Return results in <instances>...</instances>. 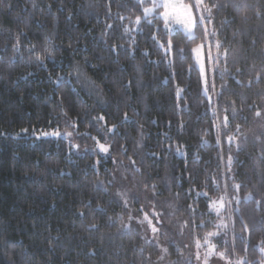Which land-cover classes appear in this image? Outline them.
Masks as SVG:
<instances>
[{
  "label": "trees",
  "instance_id": "obj_1",
  "mask_svg": "<svg viewBox=\"0 0 264 264\" xmlns=\"http://www.w3.org/2000/svg\"><path fill=\"white\" fill-rule=\"evenodd\" d=\"M152 6L0 0V264H264V0H203L195 39Z\"/></svg>",
  "mask_w": 264,
  "mask_h": 264
},
{
  "label": "snow or ice",
  "instance_id": "obj_2",
  "mask_svg": "<svg viewBox=\"0 0 264 264\" xmlns=\"http://www.w3.org/2000/svg\"><path fill=\"white\" fill-rule=\"evenodd\" d=\"M137 2L142 4L143 0H137ZM202 5H203V0H195V4H193V5L183 4L181 2V0H163L162 4H158L155 2V0H153V6L151 8H147V7L144 8V13L147 15V14H150L155 8L163 7L165 11L163 13H161V15L164 16L166 24L169 20H174V21L182 24L185 27V29L188 31L190 38L195 39V37L192 35V29L196 26L197 19L195 17H193V15H192V8L195 7L197 9H200L202 7ZM203 11L207 12V16L201 14L198 18V22L202 26L204 36L207 37L209 35V33H208V28L205 24V21H207V23H209V24L212 22L211 9L205 7L203 9ZM136 23L137 24L140 23V17L136 18ZM109 27H112V26L109 25ZM125 31H127V29H125ZM211 34L214 36L216 33H215V31H213ZM18 46H19V40H17V44L14 47H16L18 50ZM34 47L35 46H33V48ZM160 47L165 49V54H168L172 51V48H173L172 41L168 40L166 47L164 44H161ZM216 48H217V50H219V48H220V42L219 41H217V43H216ZM204 50H205V43H203V42L198 44L195 48L192 49V51L197 54V59L200 62L201 76L204 78V91L207 94L209 87L214 88V78H213L212 83L210 85L209 78L205 73L204 64H203V61L201 59L203 54H204ZM180 51H183V49H180ZM44 52H45V54H47V57L49 59L52 58V54H51L49 49L45 48ZM226 54L227 53L225 52V56H226ZM207 55H208L209 60L214 59L212 57V54H211L210 46L208 48ZM36 61L41 65L44 64V59L41 56H36ZM213 71H215V70L213 69ZM237 71H239V69ZM257 79H259V76L257 77ZM179 91L180 90H178V96H179ZM211 100H212V98L209 96L208 97L209 103H211ZM213 115H216L215 111H213ZM256 115L260 116L261 113L259 111H257ZM98 119L104 120L105 117L103 115H101L100 117H98ZM124 119L125 120L128 119L127 114H125ZM223 123H224L225 127L228 126V116L227 115H225L223 117ZM109 131H111V129H109ZM59 134H60L59 132L53 133V135H59ZM43 135L47 136L49 134L43 133ZM68 135H70V133ZM233 139H234L233 137L229 136L228 137L229 143H231ZM98 147L100 148L101 152H108V148L105 147L104 144L98 143ZM229 161H231V157H229ZM234 187L238 190L240 185H234ZM198 195H200V193H198ZM248 198L251 199V194H249ZM211 206L219 214L220 210H222L224 208V201H223V199H220L218 201H211ZM81 215H83V213H81ZM157 218H158V216H157ZM130 219H131V217H130ZM144 221L148 222L149 226H151L153 233H156L159 231V229L157 227H155V225H152V221H151V219H149L147 213L144 214V220L140 221V223L143 224ZM245 227H247V226L245 225ZM208 235L209 236L215 235V233H209ZM261 243L264 244V241H262ZM197 246H199V242H197ZM164 251L166 252L167 249H165ZM260 251H261V253H264V247H261ZM219 256H220V258L223 259L224 253L223 252L219 253ZM161 259H163V257H161ZM197 259H199V255H197ZM205 264H207V261H205ZM237 264H243V262L238 261Z\"/></svg>",
  "mask_w": 264,
  "mask_h": 264
},
{
  "label": "rangeland",
  "instance_id": "obj_3",
  "mask_svg": "<svg viewBox=\"0 0 264 264\" xmlns=\"http://www.w3.org/2000/svg\"><path fill=\"white\" fill-rule=\"evenodd\" d=\"M155 2L156 3H158V4H162L163 3V0H155ZM181 2L183 3V4H186V5H190L189 3H186L184 0H181ZM202 11H203V9L204 8H200ZM200 9H198L197 10V12H198V14H200L202 11L200 10ZM165 10H163L162 11V13L164 12ZM153 12V11H152ZM151 12V13H152ZM203 13L204 14H207V12H204L203 11ZM192 15H193V17H195L196 18V13H195V11H194V8H192ZM162 17H163V20H164V26H165V28L171 33V32H176V31H178V30H181V31H183L184 33H186L187 35H189L188 34V31L185 29V27L182 25V24H180V23H178V22H176V21H174V20H169L168 22H167V24H166V22H165V18H164V16L162 15ZM196 34V26L192 29V35L194 36ZM196 47V46H195ZM194 47V48H195ZM193 55H194V58H195V60H196V64H197V66H198V69H199V72H200V75H201V68H200V62L198 61V59H197V54L196 53H194L193 52ZM202 61H203V64H204V68H205V73H206V75L208 76V78H209V72H208V70H209V68H208V61H207V58H206V56H205V50H204V54H203V56H202ZM201 79H202V83H203V91H204V78L201 76ZM204 93H205V91H204ZM206 94V93H205ZM206 96L207 97H211L212 96V93H211V87H209V89H208V92H207V94H206ZM220 199H223V198H220ZM220 199H218V200H220ZM218 200H216V201H218ZM223 201H224V208L222 209V210H220V212H219V216H220V219H219V223H220V225L221 226H223V224H225V221H223V220H225L224 219V216H225V211L227 210V208H228V202L226 201V200H224L223 199ZM213 211H215L216 213H217V211L216 210H214V209H212ZM218 214V213H217ZM216 234V233H215ZM213 236H215V235H211L210 237H213ZM214 246V247H213ZM219 253H221L219 250H217L216 249V246L214 245V244H212V243H210V240L209 241H206V246H205V248L203 249L202 247L199 249V251H198V254H199V258H200V263L201 264H205V261H207V264H237V262L238 261H241V260H239V259H227V258H220V256H219Z\"/></svg>",
  "mask_w": 264,
  "mask_h": 264
}]
</instances>
